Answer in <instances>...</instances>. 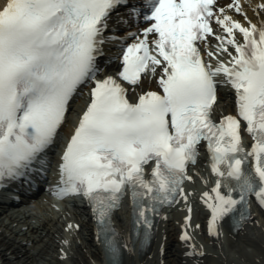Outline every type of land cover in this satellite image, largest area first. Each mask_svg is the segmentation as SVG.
Instances as JSON below:
<instances>
[{"label": "snow or ice", "instance_id": "snow-or-ice-1", "mask_svg": "<svg viewBox=\"0 0 264 264\" xmlns=\"http://www.w3.org/2000/svg\"><path fill=\"white\" fill-rule=\"evenodd\" d=\"M129 4L5 0L0 6V187L6 179L30 180L29 171H44L73 99L91 84L89 102L57 164L54 194L87 198L112 264H119L115 257L128 240L130 251L137 239L143 246L154 232L153 218L182 198L188 215L181 238L188 255L202 256L203 246L192 243L188 230L194 207L185 190L202 141L218 176L200 196L211 213L208 231L218 239L227 218L237 225L248 221L253 197L264 212V0L247 5L261 15L260 24L244 0H146L130 7L131 19L116 17L139 29L121 37L110 21ZM117 40L124 41L116 45L124 49L122 70L100 78L99 60ZM222 84L235 90L238 112L217 122ZM242 121L254 137L251 151L244 147ZM129 192L135 233L124 238L114 216ZM257 259L264 264V256Z\"/></svg>", "mask_w": 264, "mask_h": 264}, {"label": "bare ground", "instance_id": "bare-ground-1", "mask_svg": "<svg viewBox=\"0 0 264 264\" xmlns=\"http://www.w3.org/2000/svg\"><path fill=\"white\" fill-rule=\"evenodd\" d=\"M218 2L226 5L230 0H218ZM4 3L5 0H0V6ZM244 3L252 20L260 24L261 15L247 6L248 0H244ZM123 14L131 19V14ZM232 15L245 24L248 23L247 19L239 13L234 12ZM115 20L114 28L117 29L115 34L121 37H128L130 31L139 30L135 26L136 22L129 27L127 24L120 23L116 17ZM216 27L218 29V26ZM123 42L121 40L112 41V53L104 65L105 73H114L119 67V62L122 61L120 53L123 48L116 45ZM132 42L135 41L128 40V43ZM216 43L217 40L213 38V48ZM226 55L227 53L222 55L225 60ZM114 57H121V59H114ZM89 90L90 87L86 86L81 91L82 94L78 95L74 101L67 122L59 132L55 144L57 149L72 131L77 120L76 115L82 111ZM231 99L232 96L228 89L223 88L216 117L233 113ZM244 144L248 150H251L252 138L246 136ZM206 161L207 157L202 155L199 163L189 173L194 179L187 181L185 186L194 207L192 226L188 230L193 237L192 243L198 247L202 245L205 254L202 256L187 254L190 251L188 244L181 237L188 212L187 203L181 198L177 205L163 211L165 215L160 216L156 235L145 252L138 251V242H136L135 249L130 251L132 241L128 240V248H124L123 264H259L257 257L264 256V212L260 211L258 205L253 204L254 215L244 222L237 232L231 231L229 218L222 223L218 239L208 231L211 213L200 200V196L204 191H210L214 183L212 175L208 172ZM79 202H74L73 211L67 206L63 210L53 211L54 208L50 204L46 206L39 202L34 208L15 214L12 217V223L0 226V264H52V260H55L56 264H107L104 256V251L107 250L98 238L90 208L87 204ZM48 206L52 209L47 208ZM71 215L75 218H71ZM131 217V203L127 196L123 210L117 211L114 216L121 237L129 236ZM76 225L80 228L78 229ZM197 225L199 227H196Z\"/></svg>", "mask_w": 264, "mask_h": 264}, {"label": "rangeland", "instance_id": "rangeland-1", "mask_svg": "<svg viewBox=\"0 0 264 264\" xmlns=\"http://www.w3.org/2000/svg\"><path fill=\"white\" fill-rule=\"evenodd\" d=\"M10 256L12 257V255L10 254ZM52 264H56V261L55 260H52L51 262Z\"/></svg>", "mask_w": 264, "mask_h": 264}]
</instances>
